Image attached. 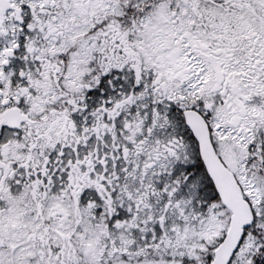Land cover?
I'll list each match as a JSON object with an SVG mask.
<instances>
[{
    "label": "snow or ice",
    "instance_id": "1",
    "mask_svg": "<svg viewBox=\"0 0 264 264\" xmlns=\"http://www.w3.org/2000/svg\"><path fill=\"white\" fill-rule=\"evenodd\" d=\"M0 264H264V0H0Z\"/></svg>",
    "mask_w": 264,
    "mask_h": 264
}]
</instances>
